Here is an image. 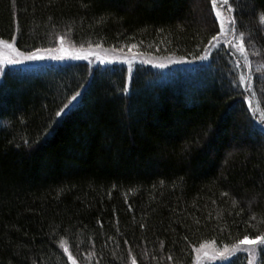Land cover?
<instances>
[{"label": "trees", "instance_id": "obj_1", "mask_svg": "<svg viewBox=\"0 0 264 264\" xmlns=\"http://www.w3.org/2000/svg\"><path fill=\"white\" fill-rule=\"evenodd\" d=\"M233 9L250 66L226 42L206 53L211 0H0L22 52L67 36L188 60L0 70V264H71L63 246L77 264H193L264 232V0Z\"/></svg>", "mask_w": 264, "mask_h": 264}, {"label": "rangeland", "instance_id": "obj_2", "mask_svg": "<svg viewBox=\"0 0 264 264\" xmlns=\"http://www.w3.org/2000/svg\"><path fill=\"white\" fill-rule=\"evenodd\" d=\"M226 7V6H225ZM222 11V16L225 18V30H226V38L222 37L219 41H216L212 46H209V49L214 47L216 44L222 42H226L229 47H232L235 52H239L237 45L240 43L239 39H234L233 32H228L227 29L229 28L228 23V16L229 13L224 11V9H220ZM216 12V11H215ZM3 41V40H0ZM6 42V41H4ZM7 44H11L12 47H7ZM61 45L64 49L68 50L70 54L65 55L63 51H61ZM210 50H207L206 53H209ZM39 51H31V52H22L16 49L14 43L12 42H6V43H0V70L6 66H12V67H21L23 69L29 68V69H42L47 66H58L66 63H70L73 61H88L92 64H124L128 67H131L132 65L136 63H141L145 65H149L152 67H157L161 69H165L174 65H183L187 64L188 60H184L179 57H175L172 55H161V54H153V53H147L142 50H137L135 47H121V48H111V47H104L101 45H95V46H78L72 43L67 36H64L63 42L59 39L58 42L48 48H42L38 49ZM209 51V52H208ZM28 53H34L35 55L41 57L40 59H33L28 60L26 59V56ZM243 58L247 59L249 66L250 62L248 60V57L250 53L246 52L244 50L243 52ZM207 55V54H206ZM204 54V57L206 56ZM56 57H63V58H56ZM15 59L18 62L16 63H7L8 60ZM163 65V66H161ZM251 239V238H250ZM203 245V247H201ZM234 246V245H233ZM233 246H228L230 249ZM238 248H240L239 251H236L234 254L238 252H243L248 257V264H257V256H258V247L259 245L255 246H249V245H238L235 244ZM248 247H255V251L249 252L244 249ZM63 251L66 254V256L69 258V252L67 250V247L63 246ZM199 249V251H197ZM224 247H218L212 242H206L194 250V261L193 264H224L226 261L230 259L231 256H228V258H221V254L223 252ZM207 253V255H205ZM215 256V258H213ZM71 264H73V258H69ZM75 264H77L75 262Z\"/></svg>", "mask_w": 264, "mask_h": 264}, {"label": "snow or ice", "instance_id": "obj_3", "mask_svg": "<svg viewBox=\"0 0 264 264\" xmlns=\"http://www.w3.org/2000/svg\"><path fill=\"white\" fill-rule=\"evenodd\" d=\"M211 4L213 9H216L215 16L219 19V32L217 35L213 36L211 40L209 41V44L211 45L213 42L219 41L221 37L226 38V30H225V18L222 16V11L220 9H224L227 13H231L234 11L233 5L235 4V0H211ZM226 6V7H225ZM261 20H264V15H261ZM228 23H229V28L227 29L228 32H236L235 24H236V19L234 16H229L228 17ZM244 33L243 32H238L237 36L234 37V39H239L240 43L237 45L238 49L243 52L245 50V45H244ZM64 37L61 36L60 40L63 42ZM0 43H6L4 41H0ZM221 46H222V41H221ZM7 47L11 48V44H7ZM39 51V50H36ZM61 51L65 53V55L70 54L68 50L64 49L63 46L61 45ZM41 57L35 55L34 53H28L26 56V59L28 60H33V59H40ZM56 58H63V57H56ZM202 58V57H201ZM18 62L15 59L8 60L7 63H16ZM163 66V65H161ZM79 93L76 94L78 96ZM76 96L72 97V100L76 99ZM69 107L68 104H65L63 108L60 109V111L56 112V116H60L62 112H64L65 109ZM264 115V114H262ZM261 124L264 125V118L261 119ZM224 195H227L224 193ZM238 245H249V246H255V245H260L264 246V232L254 235L253 238L250 239L248 235H245L243 239L238 241ZM203 247V245L201 246ZM240 248L237 246H233L231 249L228 247V245H224L223 252L221 254V258H228V256L233 255L236 251H239ZM249 252L255 251V247H248L244 249ZM262 252H264V248L260 249ZM199 251V249H197ZM207 255V253H205ZM69 258L71 259V254H69ZM215 258V256H213ZM73 264H75V261H73Z\"/></svg>", "mask_w": 264, "mask_h": 264}]
</instances>
